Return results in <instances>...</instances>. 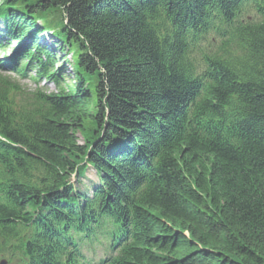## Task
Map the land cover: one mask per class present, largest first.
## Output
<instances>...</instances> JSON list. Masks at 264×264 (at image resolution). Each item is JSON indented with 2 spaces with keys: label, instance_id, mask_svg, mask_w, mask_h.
Returning a JSON list of instances; mask_svg holds the SVG:
<instances>
[{
  "label": "trees",
  "instance_id": "obj_1",
  "mask_svg": "<svg viewBox=\"0 0 264 264\" xmlns=\"http://www.w3.org/2000/svg\"><path fill=\"white\" fill-rule=\"evenodd\" d=\"M5 40L0 259L264 264V0H0Z\"/></svg>",
  "mask_w": 264,
  "mask_h": 264
},
{
  "label": "rangeland",
  "instance_id": "obj_2",
  "mask_svg": "<svg viewBox=\"0 0 264 264\" xmlns=\"http://www.w3.org/2000/svg\"><path fill=\"white\" fill-rule=\"evenodd\" d=\"M47 37V34L44 36V38ZM48 41V42H47ZM47 45L49 46L48 49L52 48L54 49V47L52 46V41H49L48 39H46ZM22 45L28 44V38H26L23 42ZM7 45V49L5 50H0V55H1V59L2 60H9L11 58L14 57L16 50L19 47L17 46V44L15 42H11L10 44H6ZM21 47V46H20ZM5 56L8 57V59L4 58ZM1 62V61H0ZM3 62V61H2ZM60 64H62L61 60L58 61ZM67 67V72L70 73L69 69L70 66L69 64L66 66ZM59 69V67H58ZM72 78V82H75V78L73 75H70ZM44 84V82L42 83V85ZM24 88H27V90H35L36 85H32L30 83H23ZM46 87V93H53L55 88L52 84H45ZM97 177L95 176V173L93 171H88V173L86 174L85 178L82 180V190L83 192H87L90 191L89 189L92 188L95 183H97ZM105 244V243H103ZM104 249L101 247H98L96 249V254L97 255H102L103 254ZM21 256L20 255H16L14 258H10L9 260L7 258H2L0 259V262L3 260H6L8 262V264H22L21 263Z\"/></svg>",
  "mask_w": 264,
  "mask_h": 264
},
{
  "label": "bare ground",
  "instance_id": "obj_3",
  "mask_svg": "<svg viewBox=\"0 0 264 264\" xmlns=\"http://www.w3.org/2000/svg\"><path fill=\"white\" fill-rule=\"evenodd\" d=\"M46 43H47V42H46ZM4 44H7V41H6V40L4 41ZM5 48H7V47H5ZM107 238H108V234L104 235V236L102 237L101 241H105Z\"/></svg>",
  "mask_w": 264,
  "mask_h": 264
},
{
  "label": "water",
  "instance_id": "obj_4",
  "mask_svg": "<svg viewBox=\"0 0 264 264\" xmlns=\"http://www.w3.org/2000/svg\"><path fill=\"white\" fill-rule=\"evenodd\" d=\"M0 264H7V261L3 260L0 262Z\"/></svg>",
  "mask_w": 264,
  "mask_h": 264
}]
</instances>
